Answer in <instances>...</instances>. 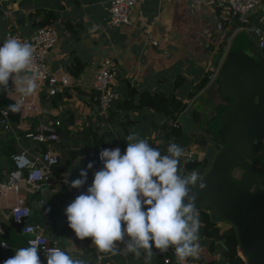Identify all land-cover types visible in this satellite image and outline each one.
<instances>
[{
    "label": "crops",
    "instance_id": "obj_1",
    "mask_svg": "<svg viewBox=\"0 0 264 264\" xmlns=\"http://www.w3.org/2000/svg\"><path fill=\"white\" fill-rule=\"evenodd\" d=\"M107 5L108 0H0V47L8 30L30 34L41 25L36 21L48 11L51 14L45 23L53 25L57 40L46 54V64L51 71L67 74L70 78V83L59 85L54 94H49L37 81L35 94L25 97L45 106L48 113L26 115L21 111L19 120H10L8 129L0 125V180L12 168V152L26 150L30 156L40 157L51 147L59 160L51 166L42 189L22 183L18 192L35 213L39 212L41 205L52 208L53 218L44 228L35 225L37 230L48 237L51 245L62 250L72 247L70 242H73L78 250L70 254L83 259L85 264H144L143 256L136 259L131 254L113 256L99 252L91 238L78 239L68 226L66 217L62 216L65 208L92 184L98 167L96 146L119 147L123 154L127 148L125 138L135 131L152 147L167 154L170 143L181 144L164 127L168 120L162 111L148 105H133L139 93L156 92L181 100L185 103L181 114H199L192 117L194 130L198 132L196 120L203 118L208 122L226 104L216 85L217 77L209 81L207 75L211 68L221 63L235 33L246 32L252 48H260L251 32L243 29L232 31L240 24L235 14L206 0H143L132 8L127 23L114 26L109 24ZM35 11L41 13L33 21L31 14ZM218 20L223 21L222 31L216 28ZM246 24L264 30V0L249 10ZM232 32L229 44L223 47L228 43L226 37ZM106 58L111 59L116 69L115 97L108 111L100 114L92 81L96 68ZM9 89L11 91L6 94L10 98L20 96L11 80ZM130 97L132 104L126 101ZM51 118L61 121L57 140L42 142L26 135L35 131L42 120ZM200 134L204 138L203 133ZM181 146L184 148L181 165L190 156V150L197 152L198 158L206 157L208 163L216 154L209 141L204 144L199 140L192 145L185 143ZM90 162H93V167L88 169ZM81 169L88 172L87 182L82 189L72 188L71 182L81 178ZM206 170L202 174L197 173L202 176ZM192 171L196 170L184 169L187 174ZM16 195L13 191L0 194V222L9 224L10 207ZM217 222L222 227L227 226L219 220ZM27 236L23 228L11 226L7 237L0 240L8 244L0 247V260L14 256L15 249L29 246ZM198 243L202 261H223L222 241H214L210 246L208 238L199 237ZM153 251L156 255L151 264H159L162 253L155 247ZM38 255L43 260L42 264H47L45 252L38 251Z\"/></svg>",
    "mask_w": 264,
    "mask_h": 264
},
{
    "label": "clouds",
    "instance_id": "obj_2",
    "mask_svg": "<svg viewBox=\"0 0 264 264\" xmlns=\"http://www.w3.org/2000/svg\"><path fill=\"white\" fill-rule=\"evenodd\" d=\"M34 46L17 37H9L0 47V92L9 94L11 80L15 91L30 97L38 88L39 73L34 70ZM21 101L8 106L19 113ZM127 148L103 149V167L94 173L92 184L82 191L66 208L68 226L80 240L91 238L95 248L111 255H133L151 264L156 253L174 249L178 264L188 258H198L200 252L199 212L196 196L191 190L197 185L206 188L203 177L196 171L184 173L181 158L183 146L172 142L167 154L154 148L149 141L132 131L125 138ZM79 159H82L80 157ZM93 167V162L87 165ZM80 177L71 187L82 189L88 172L81 169ZM187 201V202H185ZM67 250L49 248L47 264H85L70 253L77 251L73 242ZM27 247L15 249V255L3 264H42L35 240ZM121 245L123 247H121ZM0 242V247H7Z\"/></svg>",
    "mask_w": 264,
    "mask_h": 264
},
{
    "label": "water",
    "instance_id": "obj_3",
    "mask_svg": "<svg viewBox=\"0 0 264 264\" xmlns=\"http://www.w3.org/2000/svg\"><path fill=\"white\" fill-rule=\"evenodd\" d=\"M263 51L264 48H252L244 31L236 32L232 38L216 75V85L226 104L208 121L211 135L220 140L221 146L216 148L210 166L201 176L206 188L201 190L197 185L191 190L197 209L206 208L233 224L245 264H264ZM9 105H14V99L0 92V108L7 111L11 121L17 122L21 112L8 111ZM195 116L199 114H181L179 119L183 140L188 145L198 142L192 136L196 132L192 123ZM196 159L198 153L194 152L185 161ZM238 169L242 172L234 174ZM62 216L66 217L65 212ZM52 218L53 210L46 205H41L38 213L30 210L20 221L11 216L9 224L1 222L0 240L7 237L11 226L21 229L25 224H33L44 228Z\"/></svg>",
    "mask_w": 264,
    "mask_h": 264
},
{
    "label": "built area",
    "instance_id": "obj_4",
    "mask_svg": "<svg viewBox=\"0 0 264 264\" xmlns=\"http://www.w3.org/2000/svg\"><path fill=\"white\" fill-rule=\"evenodd\" d=\"M142 1L143 0H108L107 9L109 24L114 26L127 23L132 8ZM206 1L212 5H222L232 14H235L239 19L240 24L232 31L243 29L247 32H251L257 38L258 47L260 49L264 48V30L259 26L246 24V14L261 0ZM216 28L220 31L223 30L224 24L222 20L217 21ZM233 34L234 32L226 37L228 43H224L223 47L226 46V44H229ZM9 37H17L21 41L29 42L34 46V70L39 73L40 78L38 81L40 84L44 85L49 94L56 93L59 85H67L70 83V78L67 74H57L56 72L51 71L46 64V54L54 46L57 40L56 30L51 23L48 22L37 26L30 34H21L13 30H8L5 33V40ZM219 65L214 66L208 72L207 77L209 81L215 79ZM115 77L116 69L112 65L111 59H104L96 68L92 81L94 99L97 101L100 114H105L108 111L115 97V91L113 88ZM17 100L21 101L23 105L21 111L26 115L48 113V109L45 106H41L34 100L17 96L14 98V104ZM178 124L179 123L176 121L175 125L177 126ZM0 125L4 129L10 127V119L8 118L7 111L3 107L0 108ZM60 125L61 121L59 118L45 119L40 122L39 127L35 131H30L26 135L42 142L55 141L59 138ZM103 149L110 148L107 145H100L95 152L99 170L103 167V163L100 160V152ZM191 153L192 150L188 152V156ZM10 159L12 162V168L8 171L6 177L0 180V194L5 195L9 191H13L17 194L10 207V214L15 221H20L21 218L28 216L30 211V208L24 202L23 198L18 195L21 184L25 183L37 190H41L44 183L47 181L51 166L58 162L59 157L54 149L48 147L42 152L40 157H32L26 152V150H19L12 152L10 154ZM22 228L23 231L28 234L26 242L28 243L29 240L37 241L40 252L46 253V250L49 248H59L51 245L48 237L41 231H38L35 225L25 224ZM1 232L2 228L0 222V233ZM3 262L4 259L2 258L0 264H3ZM41 262L43 263V260H41ZM163 262L165 264H169L170 262L178 264L173 248H169L167 252L163 253ZM186 264H203L201 251L199 252L198 258L190 257L187 259ZM220 264H228V262L223 259Z\"/></svg>",
    "mask_w": 264,
    "mask_h": 264
},
{
    "label": "trees",
    "instance_id": "obj_5",
    "mask_svg": "<svg viewBox=\"0 0 264 264\" xmlns=\"http://www.w3.org/2000/svg\"><path fill=\"white\" fill-rule=\"evenodd\" d=\"M41 11L33 12L32 18L33 21L37 19L40 15ZM44 15L42 18L37 20L39 24H43L48 21L49 14ZM132 91V88H131ZM128 103H133L132 98L130 97ZM138 105H148L152 106L155 109L162 111V113L167 118V123L164 125L165 128L168 129L169 134L177 137L181 145H184L185 142L183 140V132L181 130V126L179 123L180 114L185 110V103L181 100H176L172 96H166L160 93H151L149 91H141L139 93V98L135 104ZM179 124L176 126L175 122ZM209 131L211 128L209 127ZM213 136L217 138L214 134ZM218 139V138H217ZM177 140V141H178ZM97 149V146H96ZM208 159L206 157L198 158L192 161H185L184 165L182 163L181 167L184 169L194 170L197 166L206 168L208 165ZM98 167H96V171H98ZM199 219H200V228H199V237H206L210 240V246H212L214 241L220 240L224 244L223 256L224 259L228 262V264H245L244 259L239 254L238 250V238L236 234L235 227L229 221V224L225 227H222L218 224L216 216L206 208H199ZM159 264H165L163 262V254L159 255ZM169 264H175L174 262H170ZM203 264H220L214 259H210L207 261H203Z\"/></svg>",
    "mask_w": 264,
    "mask_h": 264
},
{
    "label": "flooded vegetation",
    "instance_id": "obj_6",
    "mask_svg": "<svg viewBox=\"0 0 264 264\" xmlns=\"http://www.w3.org/2000/svg\"><path fill=\"white\" fill-rule=\"evenodd\" d=\"M208 114V113H207ZM206 114V115H207ZM200 119V118H199ZM196 123H197V125H198V132H200V133H203V135H204V138L202 137V138H199V134L200 133H196L194 136H193V138L194 139H197L198 141L199 140H201V141H203L204 142V144L206 143V141L208 142H212L213 144H214V147H215V149L216 148H219L220 146H221V142H220V140L219 139H217V138H215L214 136H213V134L211 135V131H209V125H208V122H206V121H204V119L203 118H201L199 121H198V119L196 120ZM234 171V170H233ZM242 172V170H240V169H238V170H236V172L234 173V174H240Z\"/></svg>",
    "mask_w": 264,
    "mask_h": 264
},
{
    "label": "rangeland",
    "instance_id": "obj_7",
    "mask_svg": "<svg viewBox=\"0 0 264 264\" xmlns=\"http://www.w3.org/2000/svg\"><path fill=\"white\" fill-rule=\"evenodd\" d=\"M210 163H211V162H210ZM210 163L206 166V168H203V167L197 166V167L195 168L196 172L202 174V173L205 171V169H208V167L210 166ZM199 168H200V169H199ZM214 215L216 216L217 220L221 221L222 223H225V225H226V224H227V225L229 224V222H228L227 220L222 219L221 217L217 216L216 214H214Z\"/></svg>",
    "mask_w": 264,
    "mask_h": 264
}]
</instances>
